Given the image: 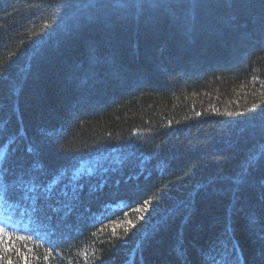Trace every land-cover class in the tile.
<instances>
[{"label": "trees", "instance_id": "16d2710c", "mask_svg": "<svg viewBox=\"0 0 264 264\" xmlns=\"http://www.w3.org/2000/svg\"><path fill=\"white\" fill-rule=\"evenodd\" d=\"M0 225L29 264H264V0H0Z\"/></svg>", "mask_w": 264, "mask_h": 264}, {"label": "snow or ice", "instance_id": "6c2138e0", "mask_svg": "<svg viewBox=\"0 0 264 264\" xmlns=\"http://www.w3.org/2000/svg\"><path fill=\"white\" fill-rule=\"evenodd\" d=\"M145 204L147 205L148 202L146 201ZM140 211V209H137ZM143 211H147V207L143 209ZM139 219H143V216L139 217ZM131 223V222H130ZM134 227L135 225L132 224ZM5 227L0 225V264H13L12 254L15 253L18 259L23 261V264H29L28 256L25 255L20 248L14 247V241L12 236L9 234L7 237L4 236ZM29 253L31 249L28 250Z\"/></svg>", "mask_w": 264, "mask_h": 264}]
</instances>
